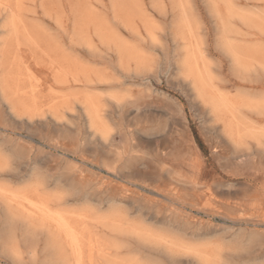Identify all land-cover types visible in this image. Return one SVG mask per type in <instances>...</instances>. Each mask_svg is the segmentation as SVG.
<instances>
[{"label":"rangeland","instance_id":"rangeland-1","mask_svg":"<svg viewBox=\"0 0 264 264\" xmlns=\"http://www.w3.org/2000/svg\"><path fill=\"white\" fill-rule=\"evenodd\" d=\"M261 259L264 0H0V264Z\"/></svg>","mask_w":264,"mask_h":264},{"label":"bare ground","instance_id":"bare-ground-1","mask_svg":"<svg viewBox=\"0 0 264 264\" xmlns=\"http://www.w3.org/2000/svg\"><path fill=\"white\" fill-rule=\"evenodd\" d=\"M16 16V15H15ZM13 18V17H12ZM16 22V21H15ZM9 24V23H8ZM12 28V27H11ZM11 28H9V29H11ZM14 29V28H13ZM16 29V28H15ZM179 42V41H178ZM154 43V42H153ZM229 45V44H228ZM163 48V47H162ZM233 48V47H232ZM230 52V51H229ZM141 57V56H140ZM240 58V57H239ZM75 63V62H74ZM154 63V62H153ZM120 76V75H119ZM199 78V77H198ZM111 80V79H110ZM142 83V82H141ZM150 83V82H149ZM193 83H196V82H193ZM123 84V83H122ZM142 88V87H141ZM30 89V88H29ZM156 94V93H155ZM218 95V94H217ZM172 96V95H171ZM202 96H204V95H202ZM221 97V96H220ZM223 97V96H222ZM122 99V98H121ZM224 100V99H223ZM219 101H221V100H219ZM230 101V100H229ZM228 100H227V102H229ZM212 102V101H211ZM224 102V101H223ZM119 103V102H118ZM221 103H222V101H221ZM224 104V103H223ZM215 105V104H214ZM220 105H222V104H220ZM116 107V106H115ZM217 107V109H218V106H216ZM213 110V109H212ZM109 131V130H108ZM8 159V158H7ZM130 204V203H129ZM48 217V216H47ZM25 218V217H24ZM49 218V217H48ZM50 219H52V217H50ZM56 220H58V218L56 219ZM52 221H53V219H52ZM60 221H62V220H60ZM64 225V224H63ZM19 227V226H18ZM62 227H65V226H62ZM64 229V228H63ZM65 231V230H64ZM67 231H69V230H67ZM67 234H68V232H66ZM69 234H70V231H69ZM68 234V235H69ZM67 235V236H68ZM209 236V235H208ZM70 243V242H69ZM70 245V244H69ZM174 247V246H173ZM77 248V247H76ZM169 252V251H168ZM113 258V257H112ZM73 264V263H72Z\"/></svg>","mask_w":264,"mask_h":264},{"label":"snow or ice","instance_id":"snow-or-ice-1","mask_svg":"<svg viewBox=\"0 0 264 264\" xmlns=\"http://www.w3.org/2000/svg\"><path fill=\"white\" fill-rule=\"evenodd\" d=\"M259 264H264V259H261V260L259 261Z\"/></svg>","mask_w":264,"mask_h":264}]
</instances>
